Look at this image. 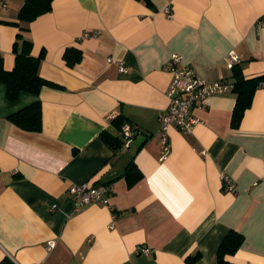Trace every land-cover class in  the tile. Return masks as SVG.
Listing matches in <instances>:
<instances>
[{
    "label": "crops",
    "instance_id": "obj_1",
    "mask_svg": "<svg viewBox=\"0 0 264 264\" xmlns=\"http://www.w3.org/2000/svg\"><path fill=\"white\" fill-rule=\"evenodd\" d=\"M53 0L28 24L39 76L54 86L7 101L0 84V261L15 264H217L233 230L243 243L231 264H264V86L237 128L236 95L207 99L185 134L171 127L162 156L159 115L168 106L167 64L181 56L201 79L233 83L225 58L234 51L242 75H264V0ZM25 0H0V54L14 66L17 16ZM168 8L169 19L164 13ZM81 51L66 66L64 51ZM112 62L109 63L108 60ZM121 62L127 73H121ZM41 104V131L7 117ZM122 116L131 145L113 150L103 131L123 141L111 121ZM133 162L141 180L128 188ZM234 189L226 191L222 177ZM107 185L108 206L78 211L71 185ZM52 245V247H50ZM147 247L149 254L136 252Z\"/></svg>",
    "mask_w": 264,
    "mask_h": 264
},
{
    "label": "trees",
    "instance_id": "obj_2",
    "mask_svg": "<svg viewBox=\"0 0 264 264\" xmlns=\"http://www.w3.org/2000/svg\"><path fill=\"white\" fill-rule=\"evenodd\" d=\"M147 6L151 5L149 0H142ZM53 0H25L17 16L18 23H10L18 28V33L12 47L14 55V66L11 71L3 68V59L0 54V84L5 87L7 101L14 103L20 94L26 93L38 96L40 90L45 86H54L50 82L42 79L38 74L39 65L44 57V52L39 56L31 55L32 42L26 35L29 33L28 24L38 17L47 14L52 9ZM81 51L75 48H67L63 54V60L67 67L73 68L81 61ZM233 79L232 92L236 95V103L231 117V127L237 128L244 112L250 107L253 94L264 85V75L245 79L239 65H234L231 69ZM8 121L18 129L38 133L41 131V104L39 101L33 102L27 107L9 115ZM114 128L121 132V127L126 124L122 116H117L111 121ZM100 139L111 149L116 150L123 146L119 137H114L107 131L100 134ZM127 187L131 188L137 184L141 178V173L131 161L124 172ZM243 243V236L233 230L228 231L221 241L217 253V264H231L225 257L233 256ZM200 258L195 254L186 258V264H194ZM0 264H15L11 259L5 257Z\"/></svg>",
    "mask_w": 264,
    "mask_h": 264
},
{
    "label": "built area",
    "instance_id": "obj_3",
    "mask_svg": "<svg viewBox=\"0 0 264 264\" xmlns=\"http://www.w3.org/2000/svg\"><path fill=\"white\" fill-rule=\"evenodd\" d=\"M164 13L169 19L172 18L168 8L164 10ZM108 62L111 63L112 61L109 59ZM225 62L227 68L232 69L234 65L239 63V58L234 51H230L225 58ZM116 64L121 73H127V69L124 68L121 62H116ZM167 67L170 73V81L165 92L168 106L158 117L162 159L169 153L167 132L171 127L185 134L191 133L193 127L198 123L194 113L205 108L207 99L233 90V83L229 81H208L199 78L189 66L182 63V58L179 55H171ZM121 136L124 141L123 145L128 148L133 139V130L129 124H124L121 127ZM222 179L226 184L225 190L232 191L234 189L232 181L226 176H223ZM68 193L76 199L74 202L75 211L92 203L108 206L109 187L107 185H71L68 188ZM136 252L147 255L149 249L139 246Z\"/></svg>",
    "mask_w": 264,
    "mask_h": 264
}]
</instances>
